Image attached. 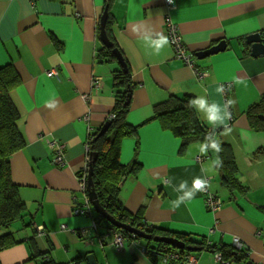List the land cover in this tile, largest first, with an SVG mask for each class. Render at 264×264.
<instances>
[{
    "label": "crops",
    "instance_id": "0c3cea01",
    "mask_svg": "<svg viewBox=\"0 0 264 264\" xmlns=\"http://www.w3.org/2000/svg\"><path fill=\"white\" fill-rule=\"evenodd\" d=\"M104 3L0 0V67L11 64L19 77L9 97L24 140L10 158V173L27 214L11 231L16 241L32 239L57 264H87L88 254L95 264H153L145 255L148 240L124 241L118 251L111 234L99 237L104 232L97 235L93 230L92 209L90 215L73 212L75 206L84 205L76 174L86 163L87 136L105 124L115 99L112 73L119 65L96 60L102 46L98 24ZM112 6V35L135 85L127 123L136 126L149 119L153 106L169 96L204 97L222 107L232 101L230 118L215 127L214 136L213 126L195 112L211 138L218 136L231 146L237 177L248 189L245 196H231L220 184L212 154L200 152V141L180 153V138L152 120L139 127L135 138L121 142L120 162L136 159L141 167L122 183L123 207L133 215L141 211L148 225L170 233L227 246L238 238L247 261L264 264L260 210L264 207V132L252 131L245 116L248 107L264 95V54L252 57L245 44L247 36L264 32V0H173L170 6L165 0H115ZM166 15L194 55L220 42L224 51L200 60L195 57L196 70L177 60L170 44L159 55L149 54L142 37L146 33L166 36ZM51 37L62 43L60 49ZM49 71L55 75L48 77ZM226 83L231 85L225 91ZM221 85L223 93L217 91ZM48 141L65 146L63 167L53 164ZM197 177L207 179L209 191L221 200L218 211L207 210L203 192L173 207L172 201L181 194L173 188L185 180L191 187ZM170 179L173 188L167 183ZM197 251L187 264H215L213 254ZM28 258L25 244L0 252V264H33Z\"/></svg>",
    "mask_w": 264,
    "mask_h": 264
},
{
    "label": "trees",
    "instance_id": "16d2710c",
    "mask_svg": "<svg viewBox=\"0 0 264 264\" xmlns=\"http://www.w3.org/2000/svg\"><path fill=\"white\" fill-rule=\"evenodd\" d=\"M115 0H105L107 6V18L105 21V32L112 43L111 48L101 46L96 55L99 63L116 62L112 50L118 48L111 31L112 13L111 8ZM99 34V24H98ZM56 49H60L62 43L51 37ZM121 52V51H120ZM126 66H121L113 70L112 87L114 89V104L111 114L113 118H107L108 129L102 135L98 136L99 128L89 134L90 140L88 146L90 153L96 155L92 165V189L96 196L98 206L103 209L105 216L95 213L92 222L94 231L97 233L102 230L104 233L98 235L104 237L111 234L112 240L115 235H119L123 242L127 240L138 241L140 238L134 236L126 230L113 226L107 218H113L117 222L129 225L140 231L150 234L152 237H172L183 243L182 249H176L162 242L146 241L145 255L153 264H186L189 258L193 257L195 252L187 250L188 247L197 250H207L211 254L220 253L223 261L231 264H247L248 255L244 249H236L234 246L217 245L209 243L204 238H195L185 234H175L166 230L154 228L148 225L143 218L142 212L136 214L128 213L123 207L119 193L122 183L125 179L136 176L140 170L137 160H132L128 164H122L119 160L121 142L127 137H136L137 130L141 125L149 121H158L163 128L171 131L173 135L180 138V153L194 141L205 142L207 128L203 127L198 120L195 108L190 107L192 96L182 97L169 96L166 100L153 106L152 116L139 125H130L127 123V115L130 109V101L127 104V95H132L135 88L131 78L127 61L123 58ZM19 84V77L11 64L0 67V252L12 248L19 244H25L29 258L27 262L33 264H57L48 252H41L37 249L35 242L30 239L26 241H16L13 237L11 227L17 221L23 219L27 214V207L24 201L19 197L18 186L11 180L10 158L24 146V140L17 129L16 122L19 119L18 112L10 100L9 93ZM246 120L249 128L257 133L264 132V95L246 110ZM220 144L218 153L222 165L215 168L219 175L220 184L231 196H245L248 189L243 186L237 177V166L233 150L229 144H226L217 138ZM208 154L216 160L217 153L209 149ZM137 153V148L134 150ZM200 156V160H201ZM260 210L264 213V207ZM30 227V225H27ZM27 243V244H26ZM198 252V251H197Z\"/></svg>",
    "mask_w": 264,
    "mask_h": 264
},
{
    "label": "water",
    "instance_id": "95a60500",
    "mask_svg": "<svg viewBox=\"0 0 264 264\" xmlns=\"http://www.w3.org/2000/svg\"><path fill=\"white\" fill-rule=\"evenodd\" d=\"M107 18V6L104 7L102 15L100 16V20H99V34H98V38H99V42L107 47V48H111L112 43L109 41L106 32H105V21ZM245 44L248 46L249 48V52L251 54L252 57H257L258 55L264 54V32L261 33H255L252 35H249L245 38ZM225 49V44L223 42H220L219 44L210 47L209 49H207L204 52H197L195 54V57L200 59H204L208 56L217 54L221 51H224ZM112 53L115 57L116 62L118 63L119 66H121L122 68H125L126 64L123 60L122 54L119 51V49L115 48L112 50ZM131 99V94L127 95V101L126 103L128 104L129 101ZM108 122L105 123L104 125L101 126L98 136L102 135L103 133H105V131L108 129ZM90 163L88 164V179H87V190H88V199L89 202L91 204V207L93 209V211L97 214H100L101 216H105L106 214L104 213L103 209H101L98 206L97 200H96V196L94 194V191L92 189V181H91V177H92V165L96 159V155L94 153H90ZM108 221L115 227L123 229L128 231L129 233L133 234L134 236L144 239V240H152L154 242H162L165 244H168L176 249H182L183 248V243L180 242L179 240L172 238V237H152L150 234L145 233L144 231H140L138 229H135L129 225H124L121 224L119 222H117L116 220H114L113 218H107ZM187 250L191 251V252H195L197 251L196 248H190L188 247ZM86 262L87 264H95V259L94 256L92 254H88L86 256ZM247 264H252L251 262H248Z\"/></svg>",
    "mask_w": 264,
    "mask_h": 264
},
{
    "label": "built area",
    "instance_id": "2783aa9c",
    "mask_svg": "<svg viewBox=\"0 0 264 264\" xmlns=\"http://www.w3.org/2000/svg\"><path fill=\"white\" fill-rule=\"evenodd\" d=\"M165 4L167 6H170L173 4V0L169 2V0H165ZM164 27L166 30V36L169 38V44L174 50V55L177 60H181L184 64L188 66L193 65V54L187 50L186 46L182 43L181 36L178 33V28L175 23L172 22L169 15H166L164 17ZM55 75L54 71L47 72V76L51 77ZM203 74H201L202 76ZM96 84V81L94 82ZM228 86H225V91L228 89ZM111 118L113 115L110 116ZM92 132V131H91ZM89 132V134L91 133ZM89 134L87 136V140L85 143V151L86 153L89 151L88 141L90 140ZM208 136V139H211V131L208 129L205 137ZM49 147L53 151V159L52 162L56 167H63L65 165V159L63 156L65 146L57 143L55 141H48ZM198 161L200 160V157L196 158ZM87 179H88V168L85 166L76 177L78 189L83 193L84 196V207L83 208H77L74 210L75 214L84 213L86 211L87 205L89 203L87 198ZM203 195L205 196V207L209 211H218L220 207L222 206L221 200L213 193L209 191L207 188L205 191H203ZM232 246H234L236 249H244V244L238 240V238H234L232 242ZM112 244L114 248L118 251H120L123 247V239L119 235H115ZM214 263L215 264H231L229 262L223 261L218 253L213 255ZM190 261H193V259H189Z\"/></svg>",
    "mask_w": 264,
    "mask_h": 264
},
{
    "label": "clouds",
    "instance_id": "9594fccd",
    "mask_svg": "<svg viewBox=\"0 0 264 264\" xmlns=\"http://www.w3.org/2000/svg\"><path fill=\"white\" fill-rule=\"evenodd\" d=\"M171 2V0H169ZM143 45L146 49H150L149 54L159 55L161 51L169 45V38L161 33H146L142 37ZM218 92L223 93L224 88L221 85L217 89ZM232 101H228L223 107L217 103L209 104L204 97H198L190 102V107L197 110L198 113L203 114L204 120L211 126H213L212 135H215V127L218 125H224L225 121L230 118L231 113L228 111L229 106ZM209 149L214 150L217 153L216 160L214 161L213 167L218 168L222 165V161L219 158L218 153L220 152L219 141L213 139L208 140V136L205 137V142L200 146V152L206 154ZM205 171V169H202ZM168 185L173 188L171 184V179L168 180ZM209 187V182L207 179H201L197 177L193 180L192 186H188V182L181 181L179 188H173V191L181 193L178 195L177 199L172 201V205L178 208L181 204L185 203L196 196L198 192H203Z\"/></svg>",
    "mask_w": 264,
    "mask_h": 264
},
{
    "label": "flooded vegetation",
    "instance_id": "af4514ba",
    "mask_svg": "<svg viewBox=\"0 0 264 264\" xmlns=\"http://www.w3.org/2000/svg\"><path fill=\"white\" fill-rule=\"evenodd\" d=\"M193 54V53H192ZM194 60H195V55L193 54V65L192 66H189V67H192V68H195V70H196V67H195V63H194ZM186 65V64H185ZM188 66V65H187ZM197 74H198V72H197ZM199 76H201V74H199ZM111 115H113V114H110L109 116H108V118H111L110 116ZM114 117V116H113ZM112 117V118H113ZM85 149V148H84ZM85 153H86V151H85ZM89 154H90V149H89V151L86 153V155H87V159H86V163H85V165H84V167L86 166L87 168H88V164L90 163V156H89ZM83 167V168H84ZM83 168H81V170L83 169ZM81 170H79V172L81 171ZM78 172V173H79ZM77 173V174H78ZM76 174V175H77ZM87 192H88V190H87ZM86 195H87V198H88V193H86ZM88 201H89V199H88ZM83 204H84V201H83ZM84 207V205L82 206V207H78V206H75L74 207V209H73V212H74V210L75 209H77V208H83ZM91 209H92V207H91V204H90V202L88 203V205H87V208H86V211H88L89 212V215L91 214ZM93 210V209H92ZM86 211L84 212V213H82V214H87L86 213ZM80 214V213H79ZM93 223V222H92ZM111 243H112V241H111ZM113 245V244H112ZM219 255H220V257H221V254L220 253H218ZM190 259V258H189ZM190 262V260H188V263ZM187 264V263H186Z\"/></svg>",
    "mask_w": 264,
    "mask_h": 264
},
{
    "label": "rangeland",
    "instance_id": "374dc122",
    "mask_svg": "<svg viewBox=\"0 0 264 264\" xmlns=\"http://www.w3.org/2000/svg\"><path fill=\"white\" fill-rule=\"evenodd\" d=\"M229 85H231V84H229V83L224 84V86H229Z\"/></svg>",
    "mask_w": 264,
    "mask_h": 264
}]
</instances>
